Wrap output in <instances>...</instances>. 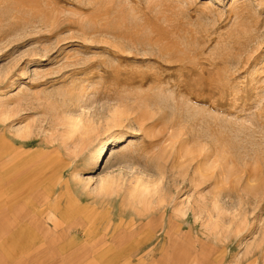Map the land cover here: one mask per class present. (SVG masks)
Listing matches in <instances>:
<instances>
[{"label": "rangeland", "instance_id": "rangeland-1", "mask_svg": "<svg viewBox=\"0 0 264 264\" xmlns=\"http://www.w3.org/2000/svg\"><path fill=\"white\" fill-rule=\"evenodd\" d=\"M0 142V205L88 212L74 264H264V0H0Z\"/></svg>", "mask_w": 264, "mask_h": 264}, {"label": "crops", "instance_id": "crops-1", "mask_svg": "<svg viewBox=\"0 0 264 264\" xmlns=\"http://www.w3.org/2000/svg\"><path fill=\"white\" fill-rule=\"evenodd\" d=\"M34 184L37 183L27 182L29 189ZM38 188L0 205V264H61L69 260L72 261L64 264H74L76 249L91 247V227L84 217L88 212L74 211V197L65 198L61 204L56 191L51 196L41 191L42 183ZM45 198L50 211L46 218ZM45 247L51 251L42 254ZM82 263L91 264V259Z\"/></svg>", "mask_w": 264, "mask_h": 264}, {"label": "bare ground", "instance_id": "bare-ground-1", "mask_svg": "<svg viewBox=\"0 0 264 264\" xmlns=\"http://www.w3.org/2000/svg\"><path fill=\"white\" fill-rule=\"evenodd\" d=\"M178 60H180V59L178 58ZM172 62H174V61H172ZM175 62H177V61H175ZM160 76L161 75L155 77L154 79H151L150 81L141 80L140 83H139V87L142 89L144 86H146L149 83H152V84H155V85L161 84L164 81V78L160 77ZM140 91L137 94V98H136L137 101H138V104L140 105V107L137 108V111H138V113H140L141 122L142 123H146V122L149 121V119L151 117L150 116V112L147 111V108L148 107H150V108L152 107V110H151L152 115H154L155 113L163 112V106L161 105L163 100L160 97V95H158L155 92H152V91L142 92V90H140ZM179 108L182 109L181 106H179ZM181 114L182 113L179 112L178 109H175L173 118H177V117L181 116ZM179 119H180V117H179ZM152 125H156V123H154ZM102 152H103L102 148H98L96 151H94V154L92 155V161H93L94 165L98 164V162H99V160L101 158Z\"/></svg>", "mask_w": 264, "mask_h": 264}]
</instances>
